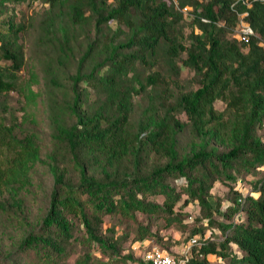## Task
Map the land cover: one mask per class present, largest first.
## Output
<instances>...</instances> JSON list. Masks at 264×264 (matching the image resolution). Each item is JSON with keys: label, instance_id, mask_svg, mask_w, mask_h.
<instances>
[{"label": "trees", "instance_id": "obj_1", "mask_svg": "<svg viewBox=\"0 0 264 264\" xmlns=\"http://www.w3.org/2000/svg\"><path fill=\"white\" fill-rule=\"evenodd\" d=\"M22 1L0 0V14L9 3ZM176 1L43 0L55 9L44 35L57 41L59 58L71 56L70 27L92 20L100 35L88 43L77 71L69 76L71 100H64V106L54 100L49 103L53 147L46 160L40 156L33 132L17 136L20 124L6 102L15 91L27 100L35 98L30 83L20 78L25 61L18 35L22 25L9 21L0 33V109L11 121L10 125L0 123V149L4 146L11 154L0 160V194L7 192L12 205L22 209L13 192L24 186L30 166L46 162L52 175L45 211L35 226L26 222L1 264H25L22 261L27 258L40 264H127L136 249L131 245L130 252L122 253L125 239L115 236L113 228L108 235L102 232L103 215L135 219L140 213L161 218L168 227L180 221L175 211L179 201L196 202L195 221L206 222L205 227L196 225L191 230L194 244L188 264H213L209 255L228 258L226 264H264V139L257 133L264 125V0ZM187 9L192 30L186 45L180 21ZM245 11L243 18L255 32L247 43L233 34L238 14ZM112 21L118 27L113 33L105 32ZM181 53H186L182 63L194 70L199 86L169 101L161 95L168 88L169 74L165 77L159 64L163 62L170 75L178 76L176 62ZM89 57V69L82 71ZM140 64L150 69L143 77L136 70ZM49 82L57 84L53 78ZM82 82L94 90L95 104L86 87L78 89ZM146 90L147 105L133 121V97ZM218 99L226 103L221 111L214 107ZM62 110L72 123L61 115ZM177 113H184L187 121H181ZM184 128L191 139L188 149L180 152L177 134ZM151 152L165 161L143 170ZM62 155L77 169V182L65 176L58 160ZM256 169L262 175L249 193L233 187L225 209L220 198L211 199L215 182L237 184L238 177ZM178 178L182 180L179 188L174 184ZM158 195L163 197L161 203L148 198ZM205 228L210 229L209 237L204 235ZM148 236H155L151 226L139 224L132 244ZM75 242L84 250L68 263ZM92 245L104 258L92 252ZM138 262L144 264L141 257Z\"/></svg>", "mask_w": 264, "mask_h": 264}, {"label": "rangeland", "instance_id": "obj_2", "mask_svg": "<svg viewBox=\"0 0 264 264\" xmlns=\"http://www.w3.org/2000/svg\"><path fill=\"white\" fill-rule=\"evenodd\" d=\"M176 4V0H172ZM55 9H51L48 3L43 0H24L20 3H9L7 11L0 14V33L6 31L9 21H12L14 25H22V29L19 31V42L23 45L25 53L24 65L20 71V78L23 81L30 83V87L35 93L34 101L27 100L23 93L10 92L7 96V104L14 111L18 118L17 136L22 137L27 132H33L37 144L40 146V156L45 158L53 147L51 139V121L49 119V103L54 100L58 104L64 106L63 101H70L72 97L71 90V79L77 71L78 60L84 55L87 45L94 39L100 38L99 33L95 30V25L92 20L83 23L81 26H74L69 28L68 43H69V54L70 57L65 59L64 57L59 58L57 41L46 39L45 27L49 23L50 17L53 16ZM184 18L181 19L183 38L182 42L186 45L189 44L188 34L192 30L190 24L191 12L187 9L184 11ZM110 28L104 29L105 32L113 33V30L118 27L115 21L109 23ZM121 29L125 30V25L120 26ZM121 38L124 37L120 34ZM61 33L57 32L56 36L60 37ZM67 50V49H66ZM187 57L186 53H181L177 60V65L180 67L178 76H172L168 73L163 65L159 64V71L164 76H167V90L161 95L172 101L173 98L179 93L195 89L199 86L198 77L195 75L194 70L188 66L183 65L182 61ZM90 58L87 59L82 66V71H88L90 64ZM154 69V68H153ZM136 70L143 77L145 73L149 72V66L138 65ZM53 78L57 82L56 85H52L49 81ZM87 88L89 91L90 102L94 101L96 95L94 90L86 85L85 82L79 84L78 89ZM148 102V90L142 94L135 95L133 97V112L132 120L137 121L140 117L142 110L145 108ZM226 103L222 100H215L214 107L218 111L225 108ZM61 115L67 120L68 123H72L73 119H70L67 114L61 111ZM176 116L186 122L187 118L184 113H177ZM10 118L8 113L2 112L0 109V123L10 125ZM258 135L264 139V125L257 130ZM191 135L188 128H184L177 134V148L180 152L188 149ZM11 156L9 152L2 146L0 149V160L5 161L6 158ZM60 158H63L62 160ZM58 158L59 165L63 169L65 176L71 179L73 182L78 180V172L75 166L70 162L66 161L65 157ZM165 159L159 157L155 153H149V157L143 162L142 167L145 170L146 167L151 166L157 162L164 163ZM145 167V168H144ZM97 175L101 176L98 170L92 169ZM27 178L24 186L17 188L13 193V196L17 197L21 201L22 209L12 205V201L7 192L0 194V202L5 203L0 206V264L3 261L8 249H10L15 242L18 240L22 231L27 227L26 222L35 226L39 221L40 216L45 211L48 195L52 186V175L48 169L46 162H36L28 169ZM262 175L261 170L256 169L255 172L241 175L237 184L235 181H224L215 182L211 189V199L215 201L218 197L222 202V209H225L231 203L233 187L239 186L242 194L250 192L251 185L254 183L256 178ZM241 179V180H240ZM182 180L176 179L174 184L179 188ZM239 182V183H238ZM151 200H155L159 203L163 201L162 196H149ZM7 205V207L5 206ZM176 217L180 221L176 220L170 226H165L163 219L150 218L145 214L137 213L135 219H130L121 216L120 214L114 215H103L102 217V232L106 235L111 232L108 229H114V235L124 237L122 241V253L131 251L132 239L136 236L137 226L139 224H149L155 236H148L146 239L150 245L154 244L161 248L168 249L173 253H181L187 247L194 244V240L190 237V233L193 227L196 225H203L205 227V221L196 222V217L199 216V206L196 202L189 201L184 204L183 201H179L175 206ZM216 219L220 217L215 215ZM75 224H79V220H75ZM215 233L220 236V232L215 228ZM210 229H204L205 237H209ZM79 235L81 231L77 232ZM232 250V248H230ZM84 250L82 244L75 242L73 244L70 254L67 257V262L72 263L75 258L81 254ZM92 252L104 258V255L96 249L94 245L91 246ZM230 250V251H231ZM142 250H135L131 261L127 264H139V257L142 259ZM34 258L24 259L22 262L25 264H40L39 262L31 261ZM208 259L213 264H226L228 258L220 260L215 256L209 255Z\"/></svg>", "mask_w": 264, "mask_h": 264}, {"label": "built area", "instance_id": "obj_3", "mask_svg": "<svg viewBox=\"0 0 264 264\" xmlns=\"http://www.w3.org/2000/svg\"><path fill=\"white\" fill-rule=\"evenodd\" d=\"M245 15H247L246 11L238 14V21L233 28V34L240 41L247 43L252 36H255V32L250 24L244 20L243 17ZM261 43L264 45V39H261ZM133 248L142 250V261L144 264H188L190 258V247H187L181 253H170L157 245H150L147 239L135 244Z\"/></svg>", "mask_w": 264, "mask_h": 264}]
</instances>
